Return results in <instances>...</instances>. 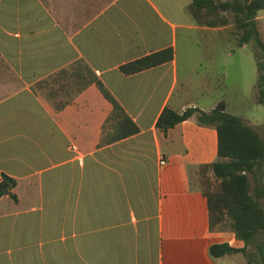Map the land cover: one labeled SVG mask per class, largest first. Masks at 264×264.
Listing matches in <instances>:
<instances>
[{
    "label": "crops",
    "instance_id": "crops-1",
    "mask_svg": "<svg viewBox=\"0 0 264 264\" xmlns=\"http://www.w3.org/2000/svg\"><path fill=\"white\" fill-rule=\"evenodd\" d=\"M191 2L0 0V182L17 181L16 199L0 200V264H247L242 254L211 256L212 245L245 243L210 231L193 180L219 158L217 129L194 118L158 127L166 108L218 105L187 100L177 52L195 32L225 41L230 26H198ZM169 48V63L121 71ZM64 70L54 98L38 89ZM79 74L101 80L139 133L102 144L113 106Z\"/></svg>",
    "mask_w": 264,
    "mask_h": 264
},
{
    "label": "trees",
    "instance_id": "trees-1",
    "mask_svg": "<svg viewBox=\"0 0 264 264\" xmlns=\"http://www.w3.org/2000/svg\"><path fill=\"white\" fill-rule=\"evenodd\" d=\"M186 11L200 27L226 28L232 25L231 34L239 48L253 44L258 66L257 99L264 105V37L259 26L264 0H192ZM174 58L175 51L169 48L129 62L121 67V71L125 75H134L169 63ZM77 68L92 76L87 65L79 63ZM67 75L68 71H61L38 83L37 87L47 90L54 98L56 89L52 87ZM90 75L79 74L78 78L84 79V87L95 83L113 106L107 121V124L114 122L112 131L105 132L102 144L138 134L137 124L103 82ZM192 118L201 126L215 127L218 132V160L200 167V189L208 201L210 231L233 233L245 243L243 249L233 248L227 243L215 244L210 247V254L214 258L242 254L247 264H264V136L242 117L229 113L224 101L211 112L190 107L178 113L166 108L158 127L167 132ZM209 173L215 182L208 177ZM16 186L15 179L4 175L0 182V200L5 196L16 199L13 193ZM251 248L260 262L254 258Z\"/></svg>",
    "mask_w": 264,
    "mask_h": 264
},
{
    "label": "rangeland",
    "instance_id": "rangeland-1",
    "mask_svg": "<svg viewBox=\"0 0 264 264\" xmlns=\"http://www.w3.org/2000/svg\"><path fill=\"white\" fill-rule=\"evenodd\" d=\"M263 15L259 14V19ZM259 23L264 37V20ZM232 31L230 25L226 35L229 39L225 41L215 32H195L192 39L183 37L177 57L183 84L189 83L193 90L187 100H195L207 110L224 101L229 113L242 117L264 135V105L257 99L258 66L254 46L237 47L236 40L231 38ZM208 177L215 182L211 173ZM193 180L201 188V174ZM250 251L255 253L253 248ZM254 258L260 262L256 253Z\"/></svg>",
    "mask_w": 264,
    "mask_h": 264
},
{
    "label": "built area",
    "instance_id": "built-area-1",
    "mask_svg": "<svg viewBox=\"0 0 264 264\" xmlns=\"http://www.w3.org/2000/svg\"><path fill=\"white\" fill-rule=\"evenodd\" d=\"M166 160L165 159H162L161 161H160V164H161V166H165L166 165Z\"/></svg>",
    "mask_w": 264,
    "mask_h": 264
}]
</instances>
